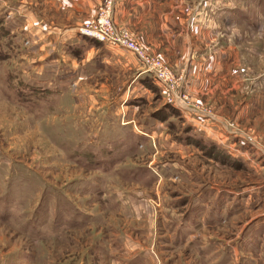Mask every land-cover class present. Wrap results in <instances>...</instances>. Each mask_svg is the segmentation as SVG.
I'll list each match as a JSON object with an SVG mask.
<instances>
[{
    "label": "rangeland",
    "instance_id": "obj_1",
    "mask_svg": "<svg viewBox=\"0 0 264 264\" xmlns=\"http://www.w3.org/2000/svg\"><path fill=\"white\" fill-rule=\"evenodd\" d=\"M16 2L0 0V264H264V0H156L208 78L196 95L159 58L171 101L121 47L80 37L134 63L89 76L32 54Z\"/></svg>",
    "mask_w": 264,
    "mask_h": 264
},
{
    "label": "crops",
    "instance_id": "obj_2",
    "mask_svg": "<svg viewBox=\"0 0 264 264\" xmlns=\"http://www.w3.org/2000/svg\"><path fill=\"white\" fill-rule=\"evenodd\" d=\"M15 1L19 2L18 6L22 7L24 17L26 16L22 26L28 42L26 48L34 55L40 52L42 56H52L57 68H65L66 71L77 65L80 73L89 76L97 72L105 73L106 69H119L114 66L116 64L126 71L130 64L134 65L127 58L119 57L118 51L104 50L102 45L92 44L76 34L74 40L69 39V34L66 36L67 27L78 24L94 13L97 0ZM156 16V0H116L111 18L114 25L128 29L146 52L165 60L174 72L183 71L184 89L194 90L196 95H201L207 90L208 78L201 73L195 78L191 77L193 75L185 65L184 30L182 31L181 26L178 30H171L161 20L156 23ZM136 73L133 81L143 76L144 71L137 68ZM100 111L101 116L108 112L106 107ZM129 120L134 121L132 117L127 119Z\"/></svg>",
    "mask_w": 264,
    "mask_h": 264
},
{
    "label": "built area",
    "instance_id": "obj_3",
    "mask_svg": "<svg viewBox=\"0 0 264 264\" xmlns=\"http://www.w3.org/2000/svg\"><path fill=\"white\" fill-rule=\"evenodd\" d=\"M114 4V0H101L96 5L94 13L85 17L75 28V34L111 47L117 46L131 51L142 62L143 71L155 78L167 101H171L175 83L173 75L161 59L146 52L143 45L132 37L128 29L114 25L111 18ZM179 96L181 99L185 98L184 95Z\"/></svg>",
    "mask_w": 264,
    "mask_h": 264
}]
</instances>
